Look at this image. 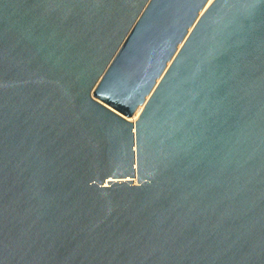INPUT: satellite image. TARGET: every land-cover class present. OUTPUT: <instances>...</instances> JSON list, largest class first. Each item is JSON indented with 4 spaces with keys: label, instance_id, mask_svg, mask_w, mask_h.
Here are the masks:
<instances>
[{
    "label": "water",
    "instance_id": "95a60500",
    "mask_svg": "<svg viewBox=\"0 0 264 264\" xmlns=\"http://www.w3.org/2000/svg\"><path fill=\"white\" fill-rule=\"evenodd\" d=\"M0 264H264V0H0Z\"/></svg>",
    "mask_w": 264,
    "mask_h": 264
},
{
    "label": "bare ground",
    "instance_id": "6f19581e",
    "mask_svg": "<svg viewBox=\"0 0 264 264\" xmlns=\"http://www.w3.org/2000/svg\"><path fill=\"white\" fill-rule=\"evenodd\" d=\"M136 113H137V111L133 113V115L130 117V119H134Z\"/></svg>",
    "mask_w": 264,
    "mask_h": 264
}]
</instances>
